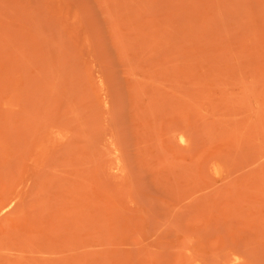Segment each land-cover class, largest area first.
Wrapping results in <instances>:
<instances>
[{
    "label": "rangeland",
    "instance_id": "374dc122",
    "mask_svg": "<svg viewBox=\"0 0 264 264\" xmlns=\"http://www.w3.org/2000/svg\"><path fill=\"white\" fill-rule=\"evenodd\" d=\"M0 264H264V0H0Z\"/></svg>",
    "mask_w": 264,
    "mask_h": 264
}]
</instances>
